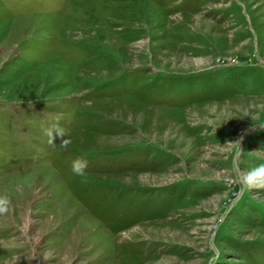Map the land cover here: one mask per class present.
<instances>
[{
    "label": "rangeland",
    "instance_id": "1",
    "mask_svg": "<svg viewBox=\"0 0 264 264\" xmlns=\"http://www.w3.org/2000/svg\"><path fill=\"white\" fill-rule=\"evenodd\" d=\"M260 163L264 0H0V264H264Z\"/></svg>",
    "mask_w": 264,
    "mask_h": 264
},
{
    "label": "clouds",
    "instance_id": "2",
    "mask_svg": "<svg viewBox=\"0 0 264 264\" xmlns=\"http://www.w3.org/2000/svg\"><path fill=\"white\" fill-rule=\"evenodd\" d=\"M55 132L57 137L68 136L66 130L59 125V123L52 124L51 127L45 129V134L47 135L48 142L53 144V133ZM70 143L68 138L62 139L60 147H67ZM239 143V141H238ZM241 150V149H240ZM236 156H240V151L238 150ZM234 167H239V160L234 159ZM88 166V160L84 157H77L72 162L71 170L73 173L79 176L85 175V169ZM238 180L242 186V190H264V163L258 164L256 167L247 170L246 172L240 173ZM10 209V200L6 196H0V214L7 213Z\"/></svg>",
    "mask_w": 264,
    "mask_h": 264
}]
</instances>
